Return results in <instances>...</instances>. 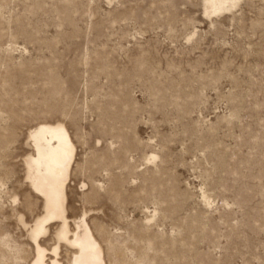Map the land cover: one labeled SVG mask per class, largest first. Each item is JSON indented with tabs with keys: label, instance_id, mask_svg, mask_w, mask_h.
<instances>
[{
	"label": "rangeland",
	"instance_id": "1",
	"mask_svg": "<svg viewBox=\"0 0 264 264\" xmlns=\"http://www.w3.org/2000/svg\"><path fill=\"white\" fill-rule=\"evenodd\" d=\"M57 120L107 264H264V0H0V264L35 256L24 157Z\"/></svg>",
	"mask_w": 264,
	"mask_h": 264
},
{
	"label": "bare ground",
	"instance_id": "2",
	"mask_svg": "<svg viewBox=\"0 0 264 264\" xmlns=\"http://www.w3.org/2000/svg\"><path fill=\"white\" fill-rule=\"evenodd\" d=\"M239 1L204 0V13L207 16L221 13L235 7ZM29 140L32 152L24 157L26 181L43 200V213L29 226L36 247L30 264H60L58 255L62 247L70 254L67 264H107L104 248L88 223L87 212L78 217L69 216L68 185L77 148L66 124L58 120L38 122L30 128ZM52 224L57 225L56 243L47 249L41 237Z\"/></svg>",
	"mask_w": 264,
	"mask_h": 264
}]
</instances>
